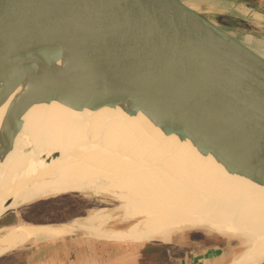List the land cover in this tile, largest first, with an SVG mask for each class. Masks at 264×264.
Masks as SVG:
<instances>
[{"label": "bare ground", "instance_id": "6f19581e", "mask_svg": "<svg viewBox=\"0 0 264 264\" xmlns=\"http://www.w3.org/2000/svg\"><path fill=\"white\" fill-rule=\"evenodd\" d=\"M213 1L242 15L247 12L230 0ZM236 39L264 58L263 43L245 33ZM78 70L67 55L45 71L70 81ZM45 71L25 78L0 101V148L9 146L0 152V221L8 210L91 190L120 201L122 218L134 223L125 229L105 228L112 217L96 209L84 223L72 226L132 243L205 228L220 237L246 240L248 249L226 264L264 260V183L242 169L230 170L192 134L166 130L160 117L137 99L95 107L75 103L73 95L41 97L50 85ZM7 77L0 64V87ZM29 227L21 222L1 227L0 256L46 236Z\"/></svg>", "mask_w": 264, "mask_h": 264}, {"label": "water", "instance_id": "95a60500", "mask_svg": "<svg viewBox=\"0 0 264 264\" xmlns=\"http://www.w3.org/2000/svg\"><path fill=\"white\" fill-rule=\"evenodd\" d=\"M188 1L0 0V64L8 71L0 101L69 55L77 76L45 71L41 97L73 95L95 107L137 99L166 130L192 134L230 170L264 183V58Z\"/></svg>", "mask_w": 264, "mask_h": 264}, {"label": "crops", "instance_id": "0c3cea01", "mask_svg": "<svg viewBox=\"0 0 264 264\" xmlns=\"http://www.w3.org/2000/svg\"><path fill=\"white\" fill-rule=\"evenodd\" d=\"M190 1L189 6L193 10L231 33L248 31L253 27L254 29L264 28V22L252 17L254 12L246 7V3H249L254 6L256 11L264 13V0H230L236 6L241 5L247 10L246 14L243 15L236 13L234 9L217 6L213 0ZM58 197L60 196H53L49 199ZM31 205L19 208L15 213L7 214L5 217H9L8 221L4 220L3 223H0V227L21 222L26 227L33 228V232L43 233L46 236L32 238L23 246L3 255L0 259H6L4 264H152L151 252H148V255L143 254L148 248L150 250L158 249L159 254L164 255L163 264H169L167 258L173 259L174 257L175 259L180 251L187 254V257L181 255L182 262L185 264L202 263L193 257L194 249H189L188 242L183 241L184 237L178 236L170 241L154 244L122 242L103 238L88 232L84 228L72 226V222L77 221L76 217L54 218L53 220L40 219L41 216L36 217L34 214L36 210L32 211L34 208H31ZM29 212L32 215L28 216ZM191 244H193L192 241ZM191 244L189 245L191 246Z\"/></svg>", "mask_w": 264, "mask_h": 264}, {"label": "rangeland", "instance_id": "374dc122", "mask_svg": "<svg viewBox=\"0 0 264 264\" xmlns=\"http://www.w3.org/2000/svg\"><path fill=\"white\" fill-rule=\"evenodd\" d=\"M189 3L191 4V1H188V4ZM244 33L252 36L257 42L264 44V28L254 29L253 27L252 29L248 31L232 32V34L235 37H237L238 35L240 36L241 34H244ZM62 195H65V194L56 195V196H62ZM47 199L45 198L43 200H38V201L31 203L34 205L28 204V205H25L19 208H23V207L31 205L32 206L31 208H34L32 209V211H35L37 210V207L41 205L40 202L47 200ZM53 204H56L55 207L53 206ZM49 205H51V207L49 208L45 207L46 209L43 208L45 210L42 213L37 214L36 217L41 216L40 219H44V220H53L54 218L61 219L62 217H65V218L66 217H76L78 223H84L85 216L87 217L90 215V213L92 214L97 210H103L104 214H108L112 217V220L108 221L104 225L105 228H111V229H117V228L123 229L124 228L125 229L129 227L131 224H133L135 221V220L128 221V220H125L124 217L122 218L123 212L120 210H117V207L121 205L120 201L116 200L111 195H107L103 193H100L97 195L93 191L91 192V190L66 194V199L59 198L58 201L50 202ZM30 215H32L31 212L28 213V216ZM31 217H34V216H31ZM4 218L5 219H3L2 222L0 223H3L4 220L8 221L9 217H4ZM178 236H180V238L182 237L185 238L183 241L186 243L188 242L189 249L190 248L194 249L192 252L193 257L198 259L199 262H202L203 264H211V263L226 264L227 262H230L235 257H238L239 255L243 254L248 249V245L245 243L246 240L242 241L241 239H236V238L220 237L219 235L215 234L213 231L207 230L205 228H194V229H188V230H181V231L173 233L168 238H165L163 240L158 239V240H153L147 243L154 244V243H158L161 241H170L174 237H178ZM191 241L193 244H191ZM189 244H191V246ZM149 250L150 249L148 248L147 251H144V253L143 252L142 253L143 254L146 253L145 255H148L147 253L151 252L150 254H152L153 256L152 257L153 260L151 261L153 262L152 264L154 263L163 264L164 263L163 262L165 259L164 255L159 254L158 249L157 250L153 249L150 251ZM181 255L187 257V254L184 251H180V253L175 256V259L174 257L173 259L167 258L168 263L169 264L170 263L171 264H185L184 262H182ZM5 260L6 259L4 258L0 259V264H4Z\"/></svg>", "mask_w": 264, "mask_h": 264}, {"label": "trees", "instance_id": "16d2710c", "mask_svg": "<svg viewBox=\"0 0 264 264\" xmlns=\"http://www.w3.org/2000/svg\"><path fill=\"white\" fill-rule=\"evenodd\" d=\"M59 198H63V199H66V195H62L58 198H54V199H47V200H44V201H41V205L38 207V209L34 212L35 215L39 214V213H42L46 208H49L51 207V205H49L50 202H54V201H58ZM56 204H53V206L55 207ZM46 207V208H45ZM45 208V209H43ZM42 209V210H41Z\"/></svg>", "mask_w": 264, "mask_h": 264}]
</instances>
